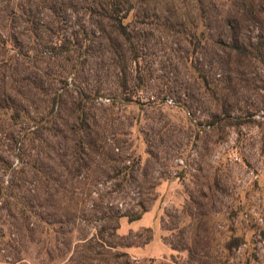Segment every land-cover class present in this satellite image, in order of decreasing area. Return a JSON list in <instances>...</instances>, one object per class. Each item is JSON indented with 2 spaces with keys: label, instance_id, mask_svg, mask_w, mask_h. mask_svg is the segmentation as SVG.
<instances>
[{
  "label": "rangeland",
  "instance_id": "obj_1",
  "mask_svg": "<svg viewBox=\"0 0 264 264\" xmlns=\"http://www.w3.org/2000/svg\"><path fill=\"white\" fill-rule=\"evenodd\" d=\"M132 1L125 24L139 59L127 55L123 92L117 58L97 52L85 69H76L77 52L38 55L36 45L49 37H38L21 19L30 7L39 14L37 23L45 22L42 30L49 25L59 31L53 38L59 43L64 34L70 38L79 26L89 27L90 15L57 14L55 21L34 0H0V159L17 166L26 152L25 162L70 180L61 184L80 193L91 189L89 211L101 203V212H138L144 202L155 226L114 242L122 246L118 253H128L126 245L143 247L156 238L149 257L129 254L134 264H264V0ZM67 80L76 90H62ZM60 93L61 104L53 108L51 99ZM77 117L89 122L93 136L119 142L123 149L115 154L129 161L116 168L105 158L94 163L81 157L72 164L63 155L73 140L83 139L82 130L72 133ZM32 119H45L38 139ZM124 166L134 168L132 175L120 172ZM5 167L0 161L1 185L11 181ZM74 169L76 177L68 176ZM5 205L0 203V264H49L43 249L50 232L31 219L27 224L38 233L30 242ZM81 227L96 233L100 224ZM236 238L241 245L230 255L228 244ZM21 248L27 254L18 259L27 260L15 258ZM106 259L103 264H114Z\"/></svg>",
  "mask_w": 264,
  "mask_h": 264
},
{
  "label": "trees",
  "instance_id": "obj_2",
  "mask_svg": "<svg viewBox=\"0 0 264 264\" xmlns=\"http://www.w3.org/2000/svg\"><path fill=\"white\" fill-rule=\"evenodd\" d=\"M38 2L44 9H49L55 18L57 14L74 13L83 16L90 15L88 26H79L78 30L67 38L64 34L63 42H53L56 38L57 30L55 27L51 28L49 25L45 30L41 28L43 25L37 23L39 14H34L33 9L23 11L22 20L25 19L27 23L31 24L33 31L37 33L38 37L46 34L49 41L45 44L36 45L34 51L36 54L43 55L46 52L54 56H65L77 52L78 63L76 69H85L86 63L93 58L97 52L106 56H114L118 59L116 69L121 74L120 88L123 92L128 88L129 72L127 65V55H132L134 61H138L139 55L134 43V35L130 31L128 25L125 24L135 9L132 0H34ZM50 17L51 18H53ZM94 17L98 18L94 21ZM53 18V19H54ZM14 20H16L14 18ZM4 46V43H0ZM22 54V53H21ZM72 59V56H68ZM140 78V77H138ZM64 89L76 88L74 84L64 81ZM65 92V91H64ZM79 94L85 100L91 99L84 89H79ZM64 94H55L51 99L53 108L61 104L62 96ZM3 102L0 107L3 108ZM51 112L50 114H53ZM75 116V115H74ZM13 117L15 119L21 118L20 113H16ZM231 118V116H228ZM77 117V123L72 129V133L77 134V130H82L83 139L73 140L74 145L67 146V152L64 157H69L72 164L77 163L78 158L84 157L89 161L96 163L97 159L105 158L107 161L115 164V167L121 166L126 160L122 156L115 154V150L120 152L123 149L120 143H115L114 139L103 134L93 136V131L89 122L80 120ZM45 119L38 121L32 119L31 134L36 135L34 139H38ZM35 123V125H34ZM101 123H93V126L104 129ZM33 139V140H34ZM112 143H109L110 141ZM116 147H115V146ZM44 149H42L43 151ZM26 152H23L20 158L22 161L15 166L13 163L7 162L4 159L0 161L6 166L5 172L11 174V181L8 185L0 184V203L6 204L5 208L10 209L11 217L18 223L21 229H26L29 235L30 242L36 243V234L38 227L27 224L31 219H38L43 223V229L46 228L49 236L48 242H45L43 254L48 259L49 264H103L107 262L106 256H110L114 260V264H134L128 253H118L117 250L122 247L115 244V240L127 239L119 235L121 220L126 219L129 223L139 221L148 212L144 202L139 203L138 212L121 213L109 209L107 212H101L99 204H93L92 209L86 210L85 201L91 198V189H83L80 193L79 188H70L67 185L61 184V180L70 181L64 178V174L60 175L53 171H48L47 168L41 165V169L36 167L38 162H25L23 157ZM67 162L65 168H71V163ZM134 167V166H133ZM132 167V168H133ZM45 170V171H44ZM134 170V168H133ZM130 167L124 166L120 170L121 173L131 171ZM139 170V169H138ZM73 178L76 177L77 169L68 171ZM126 178V177H125ZM124 178V179H125ZM50 182L58 187H51ZM30 185L29 187H26ZM152 192L153 188L147 190ZM80 199V197H84ZM12 209V210H11ZM100 214V215H99ZM21 221V223H20ZM37 221V220H36ZM93 222L100 224V229H96V233H86L82 224ZM98 228V227H95ZM150 231L149 229H146ZM28 237V236H27ZM241 239H233L228 244V251L231 255L234 247H240ZM134 245H126L125 248H130ZM124 247V246H123ZM18 250V249H17ZM16 250V259L20 258L21 254H27V251ZM192 252H190L191 254ZM198 255V254H197ZM193 260L196 258V253L192 254ZM228 258V257H226ZM27 258L18 259L24 261ZM121 261V263L119 262ZM217 264H226V262L216 259Z\"/></svg>",
  "mask_w": 264,
  "mask_h": 264
},
{
  "label": "crops",
  "instance_id": "obj_3",
  "mask_svg": "<svg viewBox=\"0 0 264 264\" xmlns=\"http://www.w3.org/2000/svg\"><path fill=\"white\" fill-rule=\"evenodd\" d=\"M155 224H156L155 217H152L150 213H146L141 220L133 222V223H129L127 220L125 221V219H122L119 233L121 234V236H125L128 233L137 232L144 228H153ZM156 242H157L156 238H154L149 244L143 247L132 246L129 249L128 254H131L137 257V259H142V258L145 259L149 257V255H151L150 253L155 248ZM163 250L161 251V253H163ZM167 252L168 250L165 247V253Z\"/></svg>",
  "mask_w": 264,
  "mask_h": 264
}]
</instances>
